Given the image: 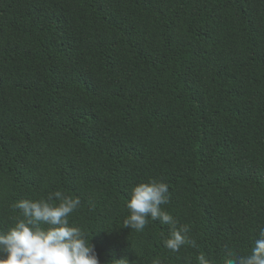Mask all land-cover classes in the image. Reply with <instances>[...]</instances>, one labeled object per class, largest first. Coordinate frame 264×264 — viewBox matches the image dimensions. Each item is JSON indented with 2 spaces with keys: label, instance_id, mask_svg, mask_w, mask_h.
<instances>
[{
  "label": "trees",
  "instance_id": "trees-1",
  "mask_svg": "<svg viewBox=\"0 0 264 264\" xmlns=\"http://www.w3.org/2000/svg\"><path fill=\"white\" fill-rule=\"evenodd\" d=\"M186 225L123 226L133 186ZM79 197L101 264H224L264 228V0H0V232ZM52 203H58L54 198ZM43 226V225H42Z\"/></svg>",
  "mask_w": 264,
  "mask_h": 264
},
{
  "label": "clouds",
  "instance_id": "clouds-1",
  "mask_svg": "<svg viewBox=\"0 0 264 264\" xmlns=\"http://www.w3.org/2000/svg\"><path fill=\"white\" fill-rule=\"evenodd\" d=\"M58 203H52L53 199ZM169 203V187L166 183L151 179L132 187L126 207L128 217L123 226L143 231L149 222L159 220L171 225L170 236L164 241L165 247L178 252L188 241V226L176 228L173 216L161 206ZM79 197L56 191L47 199H24L16 202L14 208L21 210L18 217L6 232H0V264H101L95 246L85 232L69 223V216L80 206ZM43 225V226H42ZM199 264H209L201 254ZM117 264H128L126 258L117 259ZM152 264H160L154 259ZM224 264H264V228L254 240L251 253L233 256Z\"/></svg>",
  "mask_w": 264,
  "mask_h": 264
}]
</instances>
